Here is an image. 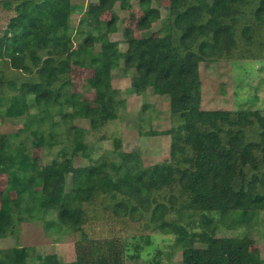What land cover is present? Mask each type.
<instances>
[{"label":"trees","instance_id":"1","mask_svg":"<svg viewBox=\"0 0 264 264\" xmlns=\"http://www.w3.org/2000/svg\"><path fill=\"white\" fill-rule=\"evenodd\" d=\"M152 1L140 0L146 24L160 17ZM117 2L121 8L131 5L99 0L111 18L88 11L76 26L71 17L79 6L73 0L5 2L12 15L0 34V117L21 127L0 134L4 193L27 189L33 230L43 227L55 240L74 237L77 264H123L121 239L134 250L130 257L140 255V243L150 245L151 235L133 233L129 244L126 232L144 220L145 229L168 233L172 221L166 216L172 211L196 244L182 250V264H253L249 231L264 229V110L202 109L199 68L201 62L238 61L261 51L264 0H169V34L154 37H137L112 10ZM118 31L122 41L112 40ZM74 38L80 40V66L94 73L88 84L95 106L71 102ZM118 69L147 79L155 95L168 99L170 160L142 167L133 152L120 149V139H114V149H101L74 123L86 119L100 129L119 117L126 100L106 96ZM131 91L144 93L145 87ZM57 95L68 98L58 109ZM50 109L52 123L46 120ZM65 144L72 152L41 166V190L35 194L32 149ZM96 151L101 153L94 158ZM76 155L89 164L74 166ZM105 218L118 221L123 236ZM224 230L234 233L221 235ZM17 232L19 223L0 211V238ZM35 254L19 241L0 247V264H42ZM152 262L161 264L159 249Z\"/></svg>","mask_w":264,"mask_h":264},{"label":"rangeland","instance_id":"2","mask_svg":"<svg viewBox=\"0 0 264 264\" xmlns=\"http://www.w3.org/2000/svg\"><path fill=\"white\" fill-rule=\"evenodd\" d=\"M16 3L19 0H0V34L6 28L8 17L12 12L6 11L5 2ZM79 8L72 14V24L76 26L83 13L90 11L92 17L108 20L112 16V11L104 9L99 0H73ZM130 7L121 8L119 2L113 7V11L124 21L125 25L133 28L137 37L165 36L169 34L171 25L169 21V0H153L152 6L160 11V17L150 24L145 22L147 10L141 9L140 0H130ZM258 32V29L255 28ZM261 33L262 45H264V27ZM110 38L122 41L123 33L118 31ZM80 40L74 38L71 45L72 57V87L71 102L78 100L87 101L91 106L97 104L96 94L91 89L88 81L94 76L93 70L82 68L79 63ZM120 48L124 50V44ZM95 50L100 51V44L95 45ZM252 58H243L238 61L219 60L205 61L200 63L201 80V108L202 109H228L239 108L264 110V46L261 51L256 52ZM259 54V55H258ZM259 57H258V56ZM133 74H123L122 69L115 70L112 77V90L106 92L107 97H119L126 100L125 107L119 111V117L110 121L106 126L97 129L91 126L86 119L76 118L74 123L83 128L85 140L96 144L100 142L101 149H114V139L121 140V150L123 152H133L138 163L142 167L153 166L170 160L171 137L168 130L172 126L169 101L164 96L155 95L147 79L133 77ZM144 86V93L131 91L136 86ZM67 97L57 95V109L60 103H65ZM149 104L151 107H143ZM54 109L47 110L46 120L50 123L54 121ZM21 124H14L10 120H2L0 117V134L16 132ZM154 131L155 134H148ZM72 152L71 144L58 145L52 148H33L32 159L36 162L34 178V193L40 194V169L44 164L60 161L69 156ZM101 151H96L93 157H97ZM89 161L81 156L74 157V166L80 167L88 165ZM70 181V177H68ZM7 183V173L0 169V211L7 212L14 221L19 223L20 232L16 236L0 238V247H9L19 241L27 246L36 249V262L44 264H77V242L74 237L68 235L61 236V240H55L54 236H47L41 228H35L32 223L30 201L28 190L22 192L11 191L4 193ZM4 193V194H3ZM168 203V202H167ZM166 218L172 221L171 230L168 233L159 232L155 229H145L144 220L132 224L134 230L126 232L127 243L134 240L132 234L143 236L150 234L153 242L150 245L140 243L143 247L140 255L130 257L133 254L132 248L127 249L124 240L119 243L122 247L120 255L123 264H153L152 258L157 249L161 255V264H182V250L194 247L190 228L177 211H172ZM106 219V218H105ZM109 224H114L119 234L122 229L118 221L108 220ZM130 226V225H128ZM189 226V225H188ZM126 229V228H125ZM121 230V231H120ZM128 230V229H127ZM40 233V235L37 234ZM250 235L254 239L251 246L253 264H264V229L255 227L251 229ZM234 232L223 231L221 235H232ZM131 235V236H130ZM123 236V235H122ZM128 244V245H129Z\"/></svg>","mask_w":264,"mask_h":264}]
</instances>
